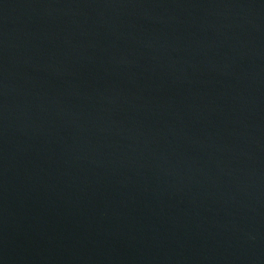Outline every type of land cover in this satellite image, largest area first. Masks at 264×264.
Segmentation results:
<instances>
[{
	"label": "water",
	"instance_id": "obj_1",
	"mask_svg": "<svg viewBox=\"0 0 264 264\" xmlns=\"http://www.w3.org/2000/svg\"><path fill=\"white\" fill-rule=\"evenodd\" d=\"M0 264H264V0H0Z\"/></svg>",
	"mask_w": 264,
	"mask_h": 264
}]
</instances>
